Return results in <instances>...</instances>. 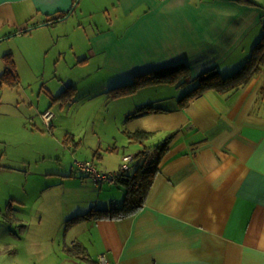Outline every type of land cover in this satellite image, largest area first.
<instances>
[{
    "label": "crops",
    "instance_id": "crops-1",
    "mask_svg": "<svg viewBox=\"0 0 264 264\" xmlns=\"http://www.w3.org/2000/svg\"><path fill=\"white\" fill-rule=\"evenodd\" d=\"M252 1L0 0V46L46 25L51 35L83 27V45L79 39L73 44L110 87L164 67L186 65L190 73L183 85H152L167 84L173 94L158 87V96L133 99L126 108L123 132L129 142L127 131L152 132L136 142L151 148L172 136L144 206L121 219L90 218L70 226L65 219L61 242L20 233L25 243L18 250L0 243V264H95L102 252L111 264H264V72L229 91L208 89L186 106L180 103L202 73L217 68L232 74L251 55L264 33V0ZM145 104L162 109L127 118ZM96 145L87 148L95 149L94 157L105 156L101 170L107 172L118 170L125 154L142 150L137 145L136 154L117 151L110 157L116 145L106 147V154ZM139 163L132 160L130 169ZM108 184L97 201L106 207L91 208L122 203L124 188Z\"/></svg>",
    "mask_w": 264,
    "mask_h": 264
},
{
    "label": "rangeland",
    "instance_id": "rangeland-1",
    "mask_svg": "<svg viewBox=\"0 0 264 264\" xmlns=\"http://www.w3.org/2000/svg\"><path fill=\"white\" fill-rule=\"evenodd\" d=\"M48 27L20 32L0 46L1 52L15 55L21 76L19 86L0 87V243L13 250L25 243L16 236L20 233L61 242L65 219L85 213L93 205L106 207L98 206L97 201L104 194L101 188L109 182L100 187L76 161L89 154L101 170L105 156L94 157L95 149H88L89 143L102 144L103 154L106 147L116 145L109 150L110 157L117 151L133 153L137 145L143 149L142 144L129 142L123 132L126 108L134 100L158 96V87L173 94L169 85L160 84L140 88L135 96L114 98L110 88L120 84L106 85L107 76L98 72L96 64L84 63L80 59L83 48L73 44L79 39L83 45L84 28L80 32L70 28L68 35H51ZM68 84L70 100L59 98ZM195 84L191 82L187 90ZM47 109L53 113L50 126L42 116ZM69 130L79 144L66 145ZM115 185L122 187L121 183Z\"/></svg>",
    "mask_w": 264,
    "mask_h": 264
},
{
    "label": "trees",
    "instance_id": "trees-1",
    "mask_svg": "<svg viewBox=\"0 0 264 264\" xmlns=\"http://www.w3.org/2000/svg\"><path fill=\"white\" fill-rule=\"evenodd\" d=\"M245 1L254 2L252 0ZM65 15V12L59 13L52 19L56 21ZM2 57L5 62V68L0 74V85L10 87L19 86L21 82L14 54L12 52H6ZM260 72H264V33L255 44L251 55L246 59L244 64L232 74L224 76L217 68H212L198 76L196 78V85L181 97V106H186L190 99L208 89L226 92L236 88L245 84L252 76ZM189 76L190 73L186 65L154 69L135 75L128 83L111 87L110 92L114 98H117L134 94L140 88L153 84L177 82L178 85H183ZM60 97L70 98V85L60 94ZM161 109V107L153 104L141 105L134 112L130 113L127 118L136 117L151 110ZM46 111H48V109ZM46 111L42 113V116ZM127 134L131 141L142 143L153 133L150 131L137 130L127 131ZM171 138L172 136H168L155 147L151 148L146 146L139 153L133 155L132 160L139 158L140 163L135 167L133 172L128 171L130 169L129 167V169L120 173L116 182L121 183L122 188L125 190V197L121 204L111 205L107 208L92 207L85 213H79L68 218L66 220V225L70 226L77 221L90 218L121 219L131 216L140 210L146 202L147 195L156 176L160 172V162L168 150ZM64 142H66V144L71 142L79 144V140L75 139L73 133L67 134L64 138ZM68 250L73 251V248H69ZM75 252L76 254L78 253V251Z\"/></svg>",
    "mask_w": 264,
    "mask_h": 264
},
{
    "label": "built area",
    "instance_id": "built-area-1",
    "mask_svg": "<svg viewBox=\"0 0 264 264\" xmlns=\"http://www.w3.org/2000/svg\"><path fill=\"white\" fill-rule=\"evenodd\" d=\"M52 116H53V113L51 111H46L43 114V117L47 125H50ZM132 158H133L132 155L125 154L123 156V163L121 164L120 169L116 171H112V172L100 170L97 167V165L94 163V161L91 159L78 160L76 161V165L78 166L80 170H82L85 173H88L89 177H91L97 183H100V182L116 183L120 173H123L124 171L129 169ZM79 264H82V263H79ZM95 264H111V261L108 255L105 252H102L97 256Z\"/></svg>",
    "mask_w": 264,
    "mask_h": 264
},
{
    "label": "water",
    "instance_id": "water-1",
    "mask_svg": "<svg viewBox=\"0 0 264 264\" xmlns=\"http://www.w3.org/2000/svg\"><path fill=\"white\" fill-rule=\"evenodd\" d=\"M67 16H68V15H67ZM67 16H66V17H67ZM66 17H64V18H66Z\"/></svg>",
    "mask_w": 264,
    "mask_h": 264
}]
</instances>
